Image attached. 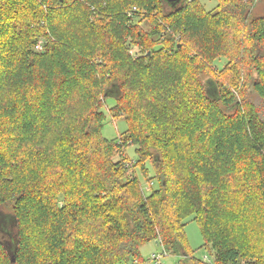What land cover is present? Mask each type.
<instances>
[{"label": "trees", "instance_id": "16d2710c", "mask_svg": "<svg viewBox=\"0 0 264 264\" xmlns=\"http://www.w3.org/2000/svg\"><path fill=\"white\" fill-rule=\"evenodd\" d=\"M248 2L0 0V209L16 221L0 264H141L152 242L203 263L191 218L217 264H264V119L237 85L200 80L242 50L264 101V17L248 21ZM110 97L128 126L116 139L103 136ZM136 169L158 188L145 194Z\"/></svg>", "mask_w": 264, "mask_h": 264}, {"label": "rangeland", "instance_id": "374dc122", "mask_svg": "<svg viewBox=\"0 0 264 264\" xmlns=\"http://www.w3.org/2000/svg\"><path fill=\"white\" fill-rule=\"evenodd\" d=\"M197 1L205 8L207 12H212L218 7V0ZM248 4V12L246 15L248 21L257 17H264V0H251V2H248ZM135 11L137 10L135 9ZM141 12L143 14L147 13L146 11ZM149 26V22L145 20L142 21L140 29L143 31H147L150 29ZM180 39L184 40V38H177V42L182 45L184 41ZM126 48L129 50V52L131 50H134L135 53L130 54L133 59H136L137 56L143 58L146 54V50H140L130 39L126 42ZM157 49H159V47H157ZM245 56L246 54L241 50L240 58L236 55H230L227 57L217 58L211 64H205V67L200 75V80L204 81L208 77L219 80L223 84L222 89H224L225 92H231L228 87L233 89L237 85V89H234V93L238 97V102H240L241 105L246 107L249 111H256L258 115L262 119H264V101L259 98L253 90V83L257 78V75L254 69L248 66L251 61L250 58H246ZM207 81L209 82V80ZM115 103V99L110 97L106 101H104V104H102V107L100 108L101 111L104 112L107 116V120L105 122V127L103 130V136L108 139H116L122 136L128 128L127 123L123 118L118 120H115L113 118L110 109L115 106ZM96 106L98 105L96 104ZM135 150V146H130L127 149V156L131 161L137 160ZM136 174L143 185L145 194L148 195L152 191L153 187L158 188L157 182L153 183V187L150 182L148 183V180L142 174L140 169H136ZM149 174L150 176H153L151 168H149ZM10 210L11 209L9 207L0 209V231H2V234L0 235H3L4 238L2 237L1 239L3 243L7 244L8 246L12 245L13 240L11 239V237H13V234L15 236L16 233V230L13 229L16 226L15 218L10 214H5ZM185 232L189 248L193 251V257L198 261L204 262L196 263L194 260L187 259L184 260L182 264H217L218 255L213 250L210 252L209 250L207 251L204 246V239L201 234L200 228L193 218L188 220L185 226ZM153 254L163 255L161 264H177L180 262L178 257L165 254L161 246H158L155 242H152L142 247L141 264H158L156 261L152 260ZM247 258L248 257H245L244 260H242L241 264H250V261ZM129 264L136 263L130 262Z\"/></svg>", "mask_w": 264, "mask_h": 264}, {"label": "water", "instance_id": "95a60500", "mask_svg": "<svg viewBox=\"0 0 264 264\" xmlns=\"http://www.w3.org/2000/svg\"><path fill=\"white\" fill-rule=\"evenodd\" d=\"M172 8H177L178 6L182 5L183 0H165ZM207 88H208V94L212 97L215 98V96L218 93V89L217 87H215V84L213 83L212 80H209V82L207 81ZM210 86V87H209ZM112 96V95H111ZM12 262H15V258L13 256L12 258Z\"/></svg>", "mask_w": 264, "mask_h": 264}, {"label": "built area", "instance_id": "2783aa9c", "mask_svg": "<svg viewBox=\"0 0 264 264\" xmlns=\"http://www.w3.org/2000/svg\"><path fill=\"white\" fill-rule=\"evenodd\" d=\"M40 46H41V45H38V46H37V49H38V50L41 49ZM134 53H135L134 50H131V51H130V54H134ZM164 253H165V252H164ZM162 258H163V255H162V254H161V255L153 254V256H152V260L156 261L158 264H161Z\"/></svg>", "mask_w": 264, "mask_h": 264}]
</instances>
